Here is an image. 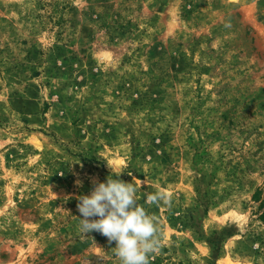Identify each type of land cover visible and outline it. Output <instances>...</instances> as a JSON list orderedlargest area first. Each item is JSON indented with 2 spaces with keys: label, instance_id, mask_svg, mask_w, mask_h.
Instances as JSON below:
<instances>
[{
  "label": "rangeland",
  "instance_id": "374dc122",
  "mask_svg": "<svg viewBox=\"0 0 264 264\" xmlns=\"http://www.w3.org/2000/svg\"><path fill=\"white\" fill-rule=\"evenodd\" d=\"M119 173L150 264H264V0H0V264H120L77 218Z\"/></svg>",
  "mask_w": 264,
  "mask_h": 264
},
{
  "label": "clouds",
  "instance_id": "9594fccd",
  "mask_svg": "<svg viewBox=\"0 0 264 264\" xmlns=\"http://www.w3.org/2000/svg\"><path fill=\"white\" fill-rule=\"evenodd\" d=\"M121 173L115 179L109 176L106 182L94 181L91 193L78 197L82 217H77L78 231L85 235L97 231L110 244L115 242L113 250L120 264H150V257L162 246L159 221L138 203L137 178L125 182L119 178ZM147 201L157 207L171 204L170 196L159 190L149 194Z\"/></svg>",
  "mask_w": 264,
  "mask_h": 264
},
{
  "label": "trees",
  "instance_id": "16d2710c",
  "mask_svg": "<svg viewBox=\"0 0 264 264\" xmlns=\"http://www.w3.org/2000/svg\"><path fill=\"white\" fill-rule=\"evenodd\" d=\"M258 194H259V193H257L256 197L258 196ZM261 217H262V219H264V214H262V216H261Z\"/></svg>",
  "mask_w": 264,
  "mask_h": 264
}]
</instances>
